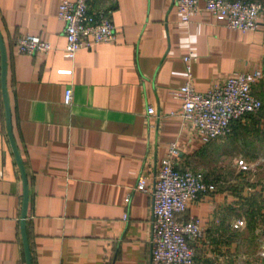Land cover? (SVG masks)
I'll return each instance as SVG.
<instances>
[{
  "label": "crops",
  "instance_id": "0c3cea01",
  "mask_svg": "<svg viewBox=\"0 0 264 264\" xmlns=\"http://www.w3.org/2000/svg\"><path fill=\"white\" fill-rule=\"evenodd\" d=\"M60 1L0 0L12 134L28 180L31 264H152L149 192L171 141L176 166L201 169L215 185L186 211L203 228L194 264H235V232L264 226V181L245 170L226 181L210 175L206 162L224 139L203 144L182 124L172 92L186 80L187 54L196 56L190 74L197 91L264 67V10L257 28L242 31L205 10L203 0L188 22L180 21L173 0H89L108 12L116 37L70 58L63 54ZM23 34L49 41L51 50L19 52L15 40ZM67 86L70 103L63 102ZM140 173L149 176L148 192L135 189ZM21 202L0 81V264H25ZM239 218L243 226L234 227Z\"/></svg>",
  "mask_w": 264,
  "mask_h": 264
},
{
  "label": "built area",
  "instance_id": "2783aa9c",
  "mask_svg": "<svg viewBox=\"0 0 264 264\" xmlns=\"http://www.w3.org/2000/svg\"><path fill=\"white\" fill-rule=\"evenodd\" d=\"M205 10L214 15H222L227 26L242 31L257 28L264 5L257 0H203ZM182 22H188L198 11L199 0H173ZM58 17L64 23L65 45L63 54L73 58L76 53L90 48L99 42H111L115 39V25L103 9H93L89 0H61L57 10ZM19 52L33 54L46 53L52 44L38 35L23 34L16 38ZM185 61L186 80L173 96L180 100L179 116L182 124L190 127L203 144L231 134L234 121L247 114L257 112L262 101L253 87L264 78V67L242 71L229 75L221 82L211 85L205 91H197L191 84L190 61L196 56L187 54ZM70 73L71 69H60ZM72 89L67 86L63 92V102L70 103ZM147 113H153L154 107L147 106ZM175 141L168 144L159 168L153 174L149 192L152 203L151 238L152 264H194L195 242L202 236L203 228L199 219L186 216L188 204L215 188L214 183L205 179L204 172L197 168H178ZM241 170H248L249 164L242 158L237 160ZM149 176L140 173L135 189L148 192ZM129 194L124 200L129 202ZM124 219L127 213H124ZM243 218L234 223L241 227ZM264 257V252H260Z\"/></svg>",
  "mask_w": 264,
  "mask_h": 264
},
{
  "label": "rangeland",
  "instance_id": "374dc122",
  "mask_svg": "<svg viewBox=\"0 0 264 264\" xmlns=\"http://www.w3.org/2000/svg\"><path fill=\"white\" fill-rule=\"evenodd\" d=\"M257 1L264 5V0ZM255 85L254 89L258 95L261 90L264 92V78ZM259 96L262 101L261 108L244 118L245 123H240L242 125L238 132L220 138L224 140L219 142L218 156L206 162L208 172L214 178H223L226 181L238 174L242 175V170L236 163L242 158L250 163L249 169L244 171L245 176L264 181V97ZM235 238L239 240L237 243L239 256L235 264H264L259 258V255L262 257L260 252H264V248H261L264 241V226H258L255 230L245 228L236 231Z\"/></svg>",
  "mask_w": 264,
  "mask_h": 264
},
{
  "label": "water",
  "instance_id": "95a60500",
  "mask_svg": "<svg viewBox=\"0 0 264 264\" xmlns=\"http://www.w3.org/2000/svg\"><path fill=\"white\" fill-rule=\"evenodd\" d=\"M0 81H1V93H2V99H3V106H4V111H5V124H6L7 137H8L12 152L14 154V158L18 165L19 172L21 175V180H22V202H21L19 227H20V233H21V239H22V245H23V251H24L25 264H31L30 249H29V243H28V238L26 234V226H25L27 205H28V180H27L24 165L18 153L16 144L13 138V134H12L10 107H9V102H8L7 88H6V51H5V47H4L1 35H0Z\"/></svg>",
  "mask_w": 264,
  "mask_h": 264
},
{
  "label": "trees",
  "instance_id": "16d2710c",
  "mask_svg": "<svg viewBox=\"0 0 264 264\" xmlns=\"http://www.w3.org/2000/svg\"><path fill=\"white\" fill-rule=\"evenodd\" d=\"M248 115H250V114H247L246 116H248ZM246 116H244L242 119H239V120L234 121L233 124H232L233 129L236 128V127L241 123V121L244 120V118H245ZM233 129H232V132H233ZM232 132H231V133H232ZM255 212H256V211H255ZM255 212L252 211L251 216H253V215L255 214ZM262 216H263V218H264V212L262 213Z\"/></svg>",
  "mask_w": 264,
  "mask_h": 264
}]
</instances>
